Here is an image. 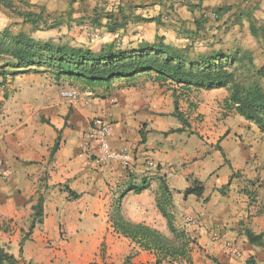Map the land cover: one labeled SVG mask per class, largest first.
Wrapping results in <instances>:
<instances>
[{
  "label": "crops",
  "instance_id": "1",
  "mask_svg": "<svg viewBox=\"0 0 264 264\" xmlns=\"http://www.w3.org/2000/svg\"><path fill=\"white\" fill-rule=\"evenodd\" d=\"M209 91L190 113L183 108L190 126L191 114L204 118L194 132L160 90L79 97L68 100V115L49 84L18 89L15 114L0 118V245L15 264H155L156 254L115 231L110 216L118 202L125 219L171 238L156 205L160 181L172 191L174 225L193 243L192 263L159 264H264V134L237 114L220 116L228 92ZM94 116L110 121L111 147L131 153L130 166L95 160L86 146ZM194 181L201 195H185ZM40 196L42 219L30 229Z\"/></svg>",
  "mask_w": 264,
  "mask_h": 264
},
{
  "label": "rangeland",
  "instance_id": "2",
  "mask_svg": "<svg viewBox=\"0 0 264 264\" xmlns=\"http://www.w3.org/2000/svg\"><path fill=\"white\" fill-rule=\"evenodd\" d=\"M12 6L7 9L0 5V29L23 32L35 40L85 46L95 51L113 44L116 50L132 51L141 41L153 42L156 36H161L166 43L178 47L187 45L194 53L219 50L227 54L247 50L252 57V69L264 68V0H12ZM24 12L35 17L22 15ZM36 15L38 20L31 22ZM250 23L257 31L256 36L252 35ZM8 60L0 59V66ZM3 68L7 72L0 75V118L3 119L15 114L14 95L18 89L37 81L53 88L64 101L68 115L72 104L60 92L69 89L76 90L82 99L110 98L113 91L160 90L161 94L169 95L167 102L178 101L181 113L186 106L187 113L198 106L201 93H211L204 89L184 91L173 84L143 77L134 82L116 80L108 88L91 89L80 82L55 80L52 71L46 68L16 75L10 74L11 67ZM259 83L264 90V76L259 78ZM88 89L92 94L83 95ZM217 113L222 117L228 115L224 107ZM191 115L189 126L196 132L204 118Z\"/></svg>",
  "mask_w": 264,
  "mask_h": 264
},
{
  "label": "trees",
  "instance_id": "3",
  "mask_svg": "<svg viewBox=\"0 0 264 264\" xmlns=\"http://www.w3.org/2000/svg\"><path fill=\"white\" fill-rule=\"evenodd\" d=\"M0 5L7 9L13 7L12 0H0ZM22 15L28 17L33 14L24 12ZM37 18L38 15L31 22H36ZM197 28L199 29V26ZM250 29L252 35L256 36L257 31L253 23H250ZM0 59H9V62L0 66V75L7 73L3 68L6 66L11 67V75L31 69L46 68L52 71L55 80L63 78L76 81L91 89L108 88L116 80L132 82L139 77L161 84H173L184 91L224 88L228 92L223 100L224 109L228 113L243 117L264 134V90L259 83V78L264 76V68L252 69V57L247 50H235L227 54L219 50L194 53L187 45L174 46L166 43L163 37L156 36L155 41H141L132 51L116 50L113 44L102 46L95 51L85 46L56 44L52 40H35L23 32L12 33L9 29L2 28ZM174 116L183 125H189L187 118L179 112L176 99ZM57 148L56 141L51 154ZM192 185L184 191V194L200 196L202 193L200 182L194 181ZM145 188L141 186L133 191L139 193ZM158 189L157 209L166 220L168 231L173 238H168L143 223L128 221L121 214L118 202L114 204L110 216L112 226L115 231L129 238L142 249L153 251L156 254L155 264L177 259L192 263L190 243H193V240L173 223L174 216L170 211L172 191L163 181H160ZM42 203L43 198L40 196L33 205L36 213L30 229L34 227L36 221L40 222L42 219ZM247 237L253 244L261 243L260 235L247 232ZM24 239L20 242L21 245ZM15 263V258L0 245V264Z\"/></svg>",
  "mask_w": 264,
  "mask_h": 264
},
{
  "label": "built area",
  "instance_id": "4",
  "mask_svg": "<svg viewBox=\"0 0 264 264\" xmlns=\"http://www.w3.org/2000/svg\"><path fill=\"white\" fill-rule=\"evenodd\" d=\"M60 96L71 102H77L79 100V94L76 90H63L60 92ZM111 134V123L107 121L103 116H94L91 118L89 128L87 131L86 146L90 145L89 142L94 146L93 149L95 154V160L102 164H108L110 162H117L122 167L126 168L130 166L133 161L131 153L124 150H115L111 147L110 143ZM0 176H3L0 174ZM227 242L230 254L241 257V252L234 246Z\"/></svg>",
  "mask_w": 264,
  "mask_h": 264
}]
</instances>
